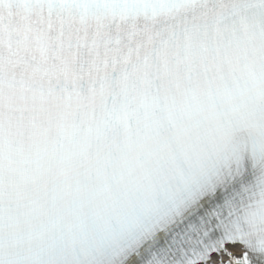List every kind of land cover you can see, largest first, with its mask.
<instances>
[{
  "label": "snow or ice",
  "instance_id": "1",
  "mask_svg": "<svg viewBox=\"0 0 264 264\" xmlns=\"http://www.w3.org/2000/svg\"><path fill=\"white\" fill-rule=\"evenodd\" d=\"M0 264H264V0H0Z\"/></svg>",
  "mask_w": 264,
  "mask_h": 264
}]
</instances>
